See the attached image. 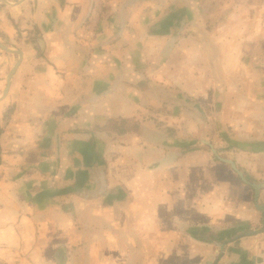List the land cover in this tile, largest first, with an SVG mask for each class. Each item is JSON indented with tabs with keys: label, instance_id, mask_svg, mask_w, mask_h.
Masks as SVG:
<instances>
[{
	"label": "crops",
	"instance_id": "0c3cea01",
	"mask_svg": "<svg viewBox=\"0 0 264 264\" xmlns=\"http://www.w3.org/2000/svg\"><path fill=\"white\" fill-rule=\"evenodd\" d=\"M262 49L264 0H0V264H264Z\"/></svg>",
	"mask_w": 264,
	"mask_h": 264
},
{
	"label": "water",
	"instance_id": "95a60500",
	"mask_svg": "<svg viewBox=\"0 0 264 264\" xmlns=\"http://www.w3.org/2000/svg\"><path fill=\"white\" fill-rule=\"evenodd\" d=\"M262 227H264V226H262ZM262 230H264V228H262ZM262 230H259V231H262Z\"/></svg>",
	"mask_w": 264,
	"mask_h": 264
},
{
	"label": "rangeland",
	"instance_id": "374dc122",
	"mask_svg": "<svg viewBox=\"0 0 264 264\" xmlns=\"http://www.w3.org/2000/svg\"><path fill=\"white\" fill-rule=\"evenodd\" d=\"M262 50H264V49H262Z\"/></svg>",
	"mask_w": 264,
	"mask_h": 264
}]
</instances>
